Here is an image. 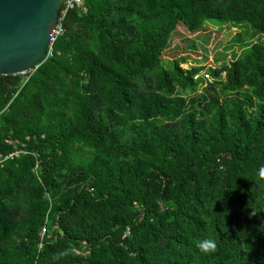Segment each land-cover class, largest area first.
Wrapping results in <instances>:
<instances>
[{
  "label": "trees",
  "instance_id": "trees-1",
  "mask_svg": "<svg viewBox=\"0 0 264 264\" xmlns=\"http://www.w3.org/2000/svg\"><path fill=\"white\" fill-rule=\"evenodd\" d=\"M62 25L0 75V158L24 151L0 160V264H264V0H83ZM224 25L240 57L163 64Z\"/></svg>",
  "mask_w": 264,
  "mask_h": 264
},
{
  "label": "water",
  "instance_id": "water-1",
  "mask_svg": "<svg viewBox=\"0 0 264 264\" xmlns=\"http://www.w3.org/2000/svg\"><path fill=\"white\" fill-rule=\"evenodd\" d=\"M67 0H0V75L36 68Z\"/></svg>",
  "mask_w": 264,
  "mask_h": 264
},
{
  "label": "rangeland",
  "instance_id": "rangeland-1",
  "mask_svg": "<svg viewBox=\"0 0 264 264\" xmlns=\"http://www.w3.org/2000/svg\"><path fill=\"white\" fill-rule=\"evenodd\" d=\"M212 29L215 31L216 28L214 27ZM242 29L244 28H235L227 25L222 26L221 29H219V34L215 37H211V40L209 39V42L207 43L208 47L206 48L207 51H205L201 43L197 41L194 42L195 37L193 35H190L187 32L183 33L182 30L180 33L178 31L176 35L171 38L168 48L162 53L163 64L166 65L171 58L180 57L183 53L186 55L187 52H190L189 50L195 49L193 48L192 43L195 44L197 52L205 53V55L199 59L200 57L198 53H196V55L193 56L194 59L193 57L189 58L187 62L181 64L183 68H187L197 62L199 65L205 66L201 72H207L208 66H222L227 64L233 55L240 57L247 48V45L245 44H238L230 40L235 33L240 32ZM241 32H243V30ZM244 39L246 40V38ZM195 59L196 61H194ZM209 80L210 77L208 78V81ZM200 89L201 87L199 86L198 91Z\"/></svg>",
  "mask_w": 264,
  "mask_h": 264
},
{
  "label": "built area",
  "instance_id": "built-area-1",
  "mask_svg": "<svg viewBox=\"0 0 264 264\" xmlns=\"http://www.w3.org/2000/svg\"><path fill=\"white\" fill-rule=\"evenodd\" d=\"M82 1L83 0H67L65 2V4L62 6V8L59 10L58 18H57V20H56V22H55V24L52 27L51 32H50L49 41H48V44L46 47L45 60L53 55V44L58 39V37H60L65 31V29L62 25V20H63L65 14L67 13V11L74 9L77 6H80L82 4ZM33 70H34V68H31L27 71H23V72H20L18 74L28 76V74H30ZM203 76L206 79L209 78V75L207 73L203 74ZM195 77H197V76H195ZM20 152H24V151L15 149L14 151L10 152L9 154L2 156L0 158V160L12 158L13 156H17ZM129 233H130L129 228H126V230L123 234V237H125ZM40 234H41V236L44 235V229L41 230Z\"/></svg>",
  "mask_w": 264,
  "mask_h": 264
},
{
  "label": "clouds",
  "instance_id": "clouds-1",
  "mask_svg": "<svg viewBox=\"0 0 264 264\" xmlns=\"http://www.w3.org/2000/svg\"><path fill=\"white\" fill-rule=\"evenodd\" d=\"M259 176L261 178H264V166H262L259 170ZM197 247L198 249L202 252V253H209L211 251L215 250V243L212 240H203L197 243Z\"/></svg>",
  "mask_w": 264,
  "mask_h": 264
}]
</instances>
